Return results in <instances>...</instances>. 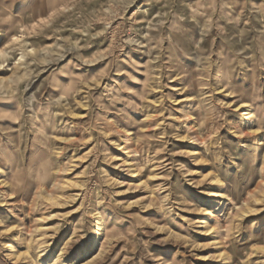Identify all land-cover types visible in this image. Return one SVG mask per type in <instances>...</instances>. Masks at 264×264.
<instances>
[{"label":"rangeland","instance_id":"1","mask_svg":"<svg viewBox=\"0 0 264 264\" xmlns=\"http://www.w3.org/2000/svg\"><path fill=\"white\" fill-rule=\"evenodd\" d=\"M0 51V264H264V0H0Z\"/></svg>","mask_w":264,"mask_h":264},{"label":"bare ground","instance_id":"2","mask_svg":"<svg viewBox=\"0 0 264 264\" xmlns=\"http://www.w3.org/2000/svg\"><path fill=\"white\" fill-rule=\"evenodd\" d=\"M15 39L17 40L18 39V37H15ZM2 56V52L0 51V57ZM49 196V195H48ZM50 198V197H49ZM249 210H250V208L247 206V204H245V206H244V208H241V211L243 212V213H247V212H249ZM44 254V253H43Z\"/></svg>","mask_w":264,"mask_h":264}]
</instances>
